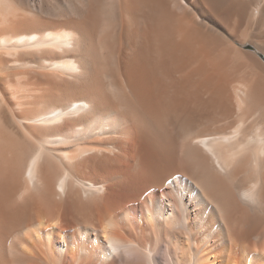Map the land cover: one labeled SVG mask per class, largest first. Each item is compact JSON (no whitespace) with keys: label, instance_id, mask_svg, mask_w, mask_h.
Returning <instances> with one entry per match:
<instances>
[{"label":"bare ground","instance_id":"bare-ground-1","mask_svg":"<svg viewBox=\"0 0 264 264\" xmlns=\"http://www.w3.org/2000/svg\"><path fill=\"white\" fill-rule=\"evenodd\" d=\"M0 264H264V0H0Z\"/></svg>","mask_w":264,"mask_h":264}]
</instances>
